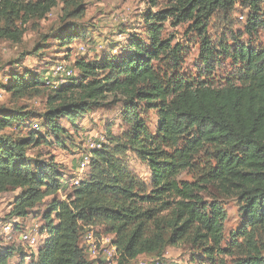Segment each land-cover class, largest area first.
<instances>
[{
	"label": "trees",
	"instance_id": "16d2710c",
	"mask_svg": "<svg viewBox=\"0 0 264 264\" xmlns=\"http://www.w3.org/2000/svg\"><path fill=\"white\" fill-rule=\"evenodd\" d=\"M151 1L156 5L158 0ZM262 1L170 0L165 9L147 14L146 41L132 37L119 58L77 61L78 76L51 89L45 121L55 134L64 131L59 116L74 119L108 93L123 96L133 122L126 142L150 168V185L107 145L91 150V172L78 184L71 185L53 161L38 162L34 170L28 148L43 136L34 127L27 138L5 134L3 130L20 117L0 109V195L10 187L22 189L13 209L18 216H27L52 197L43 216L47 237L36 259L24 255L17 264H96L82 242L96 224L113 234L116 264L142 255L163 258L169 246L186 242L210 264H229L225 257L232 258L231 264H264V48H253L237 37L215 46L208 37L210 18L238 2L249 9L246 32L264 29ZM57 4L0 0V39L19 41L22 31L16 22L45 18ZM169 19L174 24L191 22L201 35L205 76L214 72L222 56L240 66L238 75L222 85L186 78L180 72L183 46L163 34ZM43 84L37 74L28 80L16 76L9 90L26 94ZM141 104L158 112L155 133L139 114ZM184 172L194 179H180ZM211 186L243 202V224L225 245V208L218 199L209 203L203 195ZM62 192L66 197L58 199ZM14 255L11 248L0 251V264H10Z\"/></svg>",
	"mask_w": 264,
	"mask_h": 264
},
{
	"label": "rangeland",
	"instance_id": "374dc122",
	"mask_svg": "<svg viewBox=\"0 0 264 264\" xmlns=\"http://www.w3.org/2000/svg\"><path fill=\"white\" fill-rule=\"evenodd\" d=\"M28 1V0H26ZM170 0H158L154 5L151 0H58V4L45 18H29L16 26L22 31L19 41L0 39V109L9 111L20 118L13 126L3 132L14 139L29 137L34 123H38V135L43 136L40 143L28 148L29 162L35 170L38 162L53 161L60 168L69 183L87 178L90 165L81 169V162L90 156L94 147L107 145L117 158L146 185L151 184V170L128 146L126 134L133 127L128 119L126 99L115 93H108L104 99L88 108L82 116L61 115L57 122L64 129L55 134L45 121L51 89L70 78L63 71H72V77L78 76L76 62L85 60L100 62L105 57L119 58L128 51L132 37L147 40L146 16L165 9ZM264 11V0L262 1ZM249 9L236 3L233 9L219 11L209 20L208 37L215 46L222 41L233 43L237 37L240 42L256 49L264 48V29L259 28L250 35L246 32ZM4 23H0V27ZM163 34L172 37L173 43H180L184 48L183 63L180 72L194 81L204 80L215 85L225 84L229 77H236L240 66L227 57H219L212 74L205 76V67L200 59L201 35L192 29L191 22L165 23ZM115 55V56H114ZM63 67V71L59 67ZM32 74L41 77L44 84L36 91L26 94H14L9 90L13 79H30ZM71 77V78H72ZM102 77V72L99 73ZM139 114L149 129L155 133L158 127L156 109L141 104ZM90 159V158H89ZM180 179L192 181L194 175L184 172ZM75 184V183H74ZM71 188L66 191L69 193ZM22 193L21 188L10 187L0 195V251L11 248L14 256L10 264H17L24 255L36 259L39 247L47 237L44 214L49 209L51 198L29 211L27 216H18L13 212L15 202ZM205 201L218 199L225 208L227 219L224 223L225 242L243 224V202L240 197L225 196L211 186L203 194ZM65 193H59L58 199H64ZM98 238L113 239L102 224L93 225ZM100 232V233H99ZM89 233V232H88ZM23 235H30L34 241L23 240ZM87 234L82 242L87 244ZM25 261H29L30 257ZM229 264L232 258L225 257ZM127 264H210L203 258L202 252L186 242L179 246H169L163 256L142 255Z\"/></svg>",
	"mask_w": 264,
	"mask_h": 264
},
{
	"label": "built area",
	"instance_id": "2783aa9c",
	"mask_svg": "<svg viewBox=\"0 0 264 264\" xmlns=\"http://www.w3.org/2000/svg\"><path fill=\"white\" fill-rule=\"evenodd\" d=\"M59 70L63 71V67L60 66ZM63 72L66 74L68 78L72 77V71H66V72L63 71ZM33 127L35 129H38L39 125L37 123H34ZM94 148H98V147H94ZM89 158L90 156L85 157L84 160L81 162L82 170H84L85 167L88 165ZM78 182L79 180L74 181L75 184H78ZM22 238L27 242H31L32 245L34 244V241L31 239L30 235H23ZM86 240H87V244L86 243L84 244L86 246L87 254L91 259H96V264H101L102 260L110 264L117 263V260L119 258V253L111 239L109 238L100 239L96 237L95 233L92 231L87 234Z\"/></svg>",
	"mask_w": 264,
	"mask_h": 264
}]
</instances>
